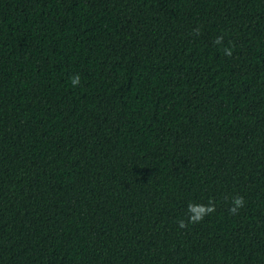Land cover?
<instances>
[{"label":"trees","instance_id":"obj_1","mask_svg":"<svg viewBox=\"0 0 264 264\" xmlns=\"http://www.w3.org/2000/svg\"><path fill=\"white\" fill-rule=\"evenodd\" d=\"M0 264H264V0H0Z\"/></svg>","mask_w":264,"mask_h":264},{"label":"clouds","instance_id":"obj_2","mask_svg":"<svg viewBox=\"0 0 264 264\" xmlns=\"http://www.w3.org/2000/svg\"><path fill=\"white\" fill-rule=\"evenodd\" d=\"M71 83L73 86H77L79 83H80V76L77 74L75 75L74 77L71 78ZM243 203V200L242 198L240 197H237L234 201V207L232 208V211H236V209L241 206ZM208 211H211L212 209L211 208H208L207 209ZM181 227H183V223H181Z\"/></svg>","mask_w":264,"mask_h":264}]
</instances>
